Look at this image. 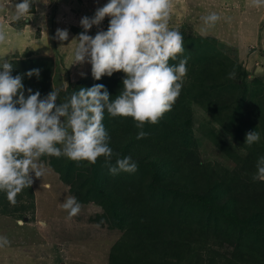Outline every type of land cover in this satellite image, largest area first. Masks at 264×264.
<instances>
[{
    "label": "rangeland",
    "instance_id": "1",
    "mask_svg": "<svg viewBox=\"0 0 264 264\" xmlns=\"http://www.w3.org/2000/svg\"><path fill=\"white\" fill-rule=\"evenodd\" d=\"M104 1L33 0L31 13L37 12V15L30 13L16 21L14 5L22 0H0V28L7 34L6 42L0 44V59L12 64L13 76L22 75L26 97L29 88L33 94L39 91L41 98L55 88L59 91L57 104H60L73 91H78L81 84L84 88L94 84H115L122 88L124 72L95 80L90 63L74 60L76 38L84 31L81 18L94 16L96 9L104 6ZM213 12L221 19L214 26H206L202 17ZM109 20L110 17H105L99 27L94 25L87 34L94 37L101 29L107 31ZM169 27L194 39L216 38V48L234 64L232 67L241 66L247 74L249 96L255 98L250 108L256 105L260 108L262 104L264 118V7H253L251 0H173ZM57 29L68 30V40L56 39ZM187 45L184 44L185 52ZM33 69H39V77L27 75ZM183 85H189L186 76ZM191 110L196 151L178 160V172L196 178L215 172L225 184H229L227 180L236 183L242 176H249L252 184H256L258 181L252 177L257 171L260 153L264 154V134H260L259 143L249 147L245 144L246 135L241 141L234 138V127H225L226 120L219 123L212 113L195 104ZM258 116L259 110L254 117ZM260 150L259 155L254 153ZM66 159L70 160L65 156L41 157L39 163L45 174L41 178L31 174L32 194L24 192L22 200L7 208L0 204V236L11 242L0 247V264H131L127 258L111 262L112 252L121 256V242L126 238L123 231L97 223V217L104 213L100 205L81 203L79 214L69 218L63 202L74 195L58 172ZM73 163L77 167L74 173L89 166L88 161ZM227 171L232 173L226 175ZM234 192L242 193L240 182ZM14 208L19 209L18 213H12ZM199 232L185 241L189 251L182 264H245L234 261L233 247L228 242L214 240L208 232ZM129 242L148 240L130 238Z\"/></svg>",
    "mask_w": 264,
    "mask_h": 264
},
{
    "label": "trees",
    "instance_id": "2",
    "mask_svg": "<svg viewBox=\"0 0 264 264\" xmlns=\"http://www.w3.org/2000/svg\"><path fill=\"white\" fill-rule=\"evenodd\" d=\"M181 34L184 44L188 43L186 52L169 63L178 64L189 57V85H183L171 111L157 124H145L143 130L149 135L136 139L139 130L132 117H111L105 112L103 124L111 137L110 147L121 158L131 156L138 170L110 175L104 166L105 157L101 156L95 164L89 163L74 173L76 165L66 159L58 169L60 178L80 203L93 202L103 208L98 224L106 223L125 233L122 254L112 252L111 262L127 258L131 264H182L189 251L185 241L200 230L232 245L235 262L264 264V181L252 184L249 176H242L236 183L227 180L229 184H225L215 172L196 178L180 174L177 166L178 160L196 151L191 106L195 104L212 113L219 123L226 120L225 127H234L233 136L241 141L250 131L264 134L262 104L251 110V100L255 98L249 96L247 74L241 66L232 67L234 64L216 48V38L194 39ZM233 71L236 76L229 79ZM103 85L110 100L123 89L115 84ZM258 110L259 116L254 117ZM115 160L114 156L113 164ZM231 173L227 171L226 175ZM239 182L242 193L237 195L234 187ZM28 189L17 194L16 201L23 199L24 192L31 195L32 187ZM0 204L5 208L11 204L3 191ZM18 211L14 208L12 213ZM130 238L148 242H129Z\"/></svg>",
    "mask_w": 264,
    "mask_h": 264
},
{
    "label": "clouds",
    "instance_id": "3",
    "mask_svg": "<svg viewBox=\"0 0 264 264\" xmlns=\"http://www.w3.org/2000/svg\"><path fill=\"white\" fill-rule=\"evenodd\" d=\"M32 4L33 0L16 3L13 19L30 16ZM251 5L264 7V0H251ZM172 7L173 0H109L94 16L81 18L84 31L76 38L75 63H90L95 80L124 72L123 89L115 99L110 100L103 84L73 91L60 104L55 88L43 98L29 88L26 97L22 75L13 76L12 64L0 59V191L10 203L15 204L17 194L33 184L32 173L36 178L44 176L39 161L45 155L91 164L103 156L104 166L113 176L138 170L131 156L121 158L110 147L111 137L103 120L105 112L111 117H132L139 140L149 135L143 130L146 123L155 125L171 111L180 96L189 59L185 56L178 64L169 63L185 52L183 35L169 27ZM105 17H110L107 31L88 35V30L99 27ZM220 19L215 12L202 17L206 26H214ZM55 38L68 40L69 31L57 29ZM6 40L7 34L0 28V44ZM34 74L39 77V69L27 73L29 77ZM235 76V71L228 74L229 79ZM260 139L259 132L250 131L245 144L251 147ZM256 169L252 179L264 181V156L258 158ZM81 207L75 196L63 202L69 218L78 215ZM10 243L0 236V247Z\"/></svg>",
    "mask_w": 264,
    "mask_h": 264
},
{
    "label": "crops",
    "instance_id": "4",
    "mask_svg": "<svg viewBox=\"0 0 264 264\" xmlns=\"http://www.w3.org/2000/svg\"><path fill=\"white\" fill-rule=\"evenodd\" d=\"M106 3H108V2H106V0H105V1L103 2V4L105 5ZM31 14H32V15H37V12H35V13L32 12Z\"/></svg>",
    "mask_w": 264,
    "mask_h": 264
}]
</instances>
